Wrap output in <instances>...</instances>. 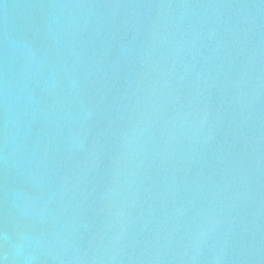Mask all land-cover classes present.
Instances as JSON below:
<instances>
[{"label": "water", "instance_id": "obj_1", "mask_svg": "<svg viewBox=\"0 0 264 264\" xmlns=\"http://www.w3.org/2000/svg\"><path fill=\"white\" fill-rule=\"evenodd\" d=\"M3 264H264V0H0Z\"/></svg>", "mask_w": 264, "mask_h": 264}, {"label": "clouds", "instance_id": "obj_2", "mask_svg": "<svg viewBox=\"0 0 264 264\" xmlns=\"http://www.w3.org/2000/svg\"><path fill=\"white\" fill-rule=\"evenodd\" d=\"M0 264H3V261H0Z\"/></svg>", "mask_w": 264, "mask_h": 264}]
</instances>
